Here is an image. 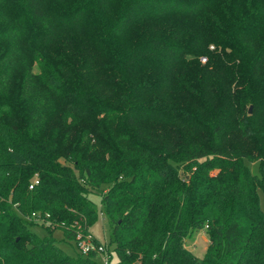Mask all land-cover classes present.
<instances>
[{
	"label": "trees",
	"instance_id": "16d2710c",
	"mask_svg": "<svg viewBox=\"0 0 264 264\" xmlns=\"http://www.w3.org/2000/svg\"><path fill=\"white\" fill-rule=\"evenodd\" d=\"M260 189L264 0H0V264H105L91 193L108 264H264Z\"/></svg>",
	"mask_w": 264,
	"mask_h": 264
},
{
	"label": "rangeland",
	"instance_id": "374dc122",
	"mask_svg": "<svg viewBox=\"0 0 264 264\" xmlns=\"http://www.w3.org/2000/svg\"><path fill=\"white\" fill-rule=\"evenodd\" d=\"M178 23V20H173V21H164V22H156L153 24H148V25H138L134 28L132 31V35H144L145 37H149L151 34L154 33L155 30L161 32V33H167L168 30H170V25L172 26L173 24ZM215 46L214 44H212ZM211 45V46H212ZM211 48V47H210ZM215 48V47H214ZM212 49V48H211ZM207 60H203L202 58L200 59L201 64H205ZM33 71L35 73L40 72V66L38 62L34 63L33 66ZM194 73V72H193ZM250 106V105H249ZM246 163L249 165L251 168V171L255 174L261 175V166L259 160L257 161H246ZM37 178V177H36ZM259 195H260V202H261V207L264 211V190L260 189L259 190ZM89 199L96 208L98 212V221L95 223V225L91 228V233L92 235L97 238L101 243H105L109 240V223L108 220L104 217L102 213L103 209V200L102 197L98 194L91 193L89 195ZM43 220H41V223ZM42 225H44L42 223ZM40 224L35 225L33 227L34 231L41 237L45 236L48 234L47 229ZM54 236L57 238L59 244L61 247L70 255L72 256H77L81 254V249L77 245V243L74 242H67L64 240V233L61 229H57L54 232ZM209 236L206 233L205 230H201L198 232L194 237L187 238L186 241V246L188 249L192 250L196 255L202 257L204 256L206 249L209 245ZM106 247V245H105ZM100 261H102V256H99ZM113 262H117V256L116 254H113Z\"/></svg>",
	"mask_w": 264,
	"mask_h": 264
},
{
	"label": "built area",
	"instance_id": "2783aa9c",
	"mask_svg": "<svg viewBox=\"0 0 264 264\" xmlns=\"http://www.w3.org/2000/svg\"><path fill=\"white\" fill-rule=\"evenodd\" d=\"M211 47L213 48V46ZM202 59L205 61L207 60L206 57H203ZM38 183L39 179L34 178L33 183L30 185V187L33 188L34 184ZM77 245L79 246L83 254L88 255L92 252H97L100 256H102L103 263L108 264L110 262V255L107 253L106 247L103 244L96 243L93 240L92 235L87 236L85 239H80V236H78Z\"/></svg>",
	"mask_w": 264,
	"mask_h": 264
},
{
	"label": "water",
	"instance_id": "95a60500",
	"mask_svg": "<svg viewBox=\"0 0 264 264\" xmlns=\"http://www.w3.org/2000/svg\"><path fill=\"white\" fill-rule=\"evenodd\" d=\"M252 111V107L250 108V112Z\"/></svg>",
	"mask_w": 264,
	"mask_h": 264
}]
</instances>
